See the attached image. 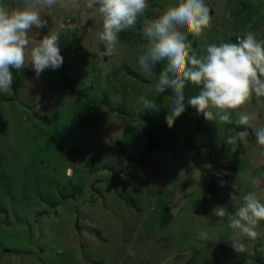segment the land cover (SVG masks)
<instances>
[{
	"label": "rangeland",
	"instance_id": "374dc122",
	"mask_svg": "<svg viewBox=\"0 0 264 264\" xmlns=\"http://www.w3.org/2000/svg\"><path fill=\"white\" fill-rule=\"evenodd\" d=\"M175 2L149 0L143 16L123 32L141 34L145 19ZM206 3L212 26L201 38L189 36L198 55L247 32L264 41V0ZM0 4L14 9L22 0ZM42 14L47 27L33 28L30 46L58 33L63 64L38 78L26 65L17 72V94L0 93V264H264V222L238 253L226 219L211 215L215 206L232 212L243 202H231L230 192L242 197L255 191L264 202V147L255 137L264 128V96L253 95L246 109L255 115L248 124L253 135L230 143L222 160L211 151L219 152L231 134L234 113L230 123L209 121L211 141L198 132V114L192 113L146 154L152 126H169L174 101L148 91L159 76L141 75L137 56L143 49L134 39L118 38L117 51L105 56L98 38L102 22L85 11V0L78 7L65 0ZM75 38L84 63L65 53ZM72 87L83 94L79 102ZM142 96L159 110L144 109ZM198 167L216 176L213 190Z\"/></svg>",
	"mask_w": 264,
	"mask_h": 264
},
{
	"label": "clouds",
	"instance_id": "9594fccd",
	"mask_svg": "<svg viewBox=\"0 0 264 264\" xmlns=\"http://www.w3.org/2000/svg\"><path fill=\"white\" fill-rule=\"evenodd\" d=\"M68 2L79 6V0ZM58 4L65 6V0H22V6L14 9L0 4V93L10 90L13 69L19 72L31 65L38 78L43 71L62 66L58 33L50 31L32 46L29 35L33 28L47 27L42 13ZM148 8L149 0H85V11L98 14L102 22L98 38L105 56L117 51L118 34L132 28ZM212 21L206 0H176L159 16L143 21L141 35L147 44L137 56V64L141 75L152 80L154 67L158 62H165L158 81L148 91L161 94L171 89L174 93L173 105L166 116L169 127L186 111L184 92L189 82L200 91L188 98L187 104L206 120L230 123L233 113L239 125H248L255 119L246 109L253 95L264 96V41L247 32L235 43L209 44L204 54L198 55L189 36L201 38L212 26ZM140 99L144 109L159 110L160 106L154 101L143 96ZM247 136L248 132L242 131L228 142L234 143ZM255 137L257 144L264 147V128L257 129ZM223 183L221 181V186ZM251 183L257 185L259 181L254 178ZM228 195L231 202L238 199L243 202L232 212L224 205L215 206L211 215L226 219L233 230L229 243L236 252L244 253V239H256L260 235L257 228L264 222V202L255 191L242 197L235 192ZM200 236L206 238L207 233L202 232Z\"/></svg>",
	"mask_w": 264,
	"mask_h": 264
},
{
	"label": "trees",
	"instance_id": "16d2710c",
	"mask_svg": "<svg viewBox=\"0 0 264 264\" xmlns=\"http://www.w3.org/2000/svg\"><path fill=\"white\" fill-rule=\"evenodd\" d=\"M142 21H139L137 25L141 24ZM118 38L124 41H130L131 39H134L142 49H144L145 45L147 44V41L142 37V35L140 34V32H137L133 35H130L128 33H124L121 32L118 34ZM81 43V39L80 38H75L74 40H72L67 49L65 50L66 54H71L73 57L78 58L81 62H85L86 61V53L84 50H82V47L80 46ZM164 63L165 62H161V63H157V65L154 67L153 71H154V75L155 76H159L162 68L164 67ZM13 72V84L11 86V90L12 93L14 95L17 94L20 82H19V77L17 74L16 70H12ZM200 89L195 86L192 85L190 82L186 84L185 87V105H186V111L179 117H177L174 121V123L172 124V126L169 129V126L166 127L165 125H153L152 126V130L150 132L153 133V135L148 134V141L150 142L149 145H147L146 148V154H149L152 150H156L157 149V138H160V136L164 133H169L171 128L175 127V126H180L183 122L186 121L187 117L190 116V114L192 113H196L198 114V112H196L195 108H193L192 106L187 104V100L188 98L195 96L199 93ZM71 93L74 96V101L75 102H79L80 99L83 97V94L81 92H78L76 89H74L72 87L71 89ZM163 94L169 96L172 98V96L174 95V93L169 90V89H165V91L163 92ZM161 100V96L157 97V101L159 102ZM40 116V115H39ZM41 118V117H40ZM199 133H201L202 135H204L205 137H207L209 139V141H211V126H210V122L208 120H206L204 118V116L202 114H198V120H197V128ZM228 131L231 134H228L224 140L222 141L221 147H220V151L219 152H213V150L211 151L212 154L215 155V157L218 160H222L226 157L228 151H229V138L232 137L231 135L236 133V132H242V131H247L249 135H253L251 128L248 125H239L238 123H234L232 125H228ZM148 132V133H150ZM56 140L60 141V146L62 148L67 147L66 143L60 139H58V136L54 137ZM52 139V138H51ZM201 149V146H197L196 147V152L193 155L194 160H197L198 155H199V150ZM70 153H75V151L71 150L69 151ZM200 172L210 181V188L209 190H213V179L216 177L214 174H212L211 172H209L208 170L198 167ZM56 205V204H55ZM167 211V209H166ZM56 212V210H55ZM165 223H167V219H165L164 221Z\"/></svg>",
	"mask_w": 264,
	"mask_h": 264
}]
</instances>
